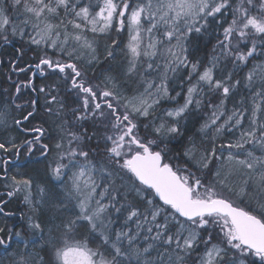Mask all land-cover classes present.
I'll return each instance as SVG.
<instances>
[{
  "label": "snow or ice",
  "instance_id": "1",
  "mask_svg": "<svg viewBox=\"0 0 264 264\" xmlns=\"http://www.w3.org/2000/svg\"><path fill=\"white\" fill-rule=\"evenodd\" d=\"M7 46L0 264H264V0H0Z\"/></svg>",
  "mask_w": 264,
  "mask_h": 264
},
{
  "label": "trees",
  "instance_id": "2",
  "mask_svg": "<svg viewBox=\"0 0 264 264\" xmlns=\"http://www.w3.org/2000/svg\"><path fill=\"white\" fill-rule=\"evenodd\" d=\"M16 48H20V47H17V45H16ZM15 51L16 50L13 49L11 46H7V48L0 47V59L5 61V64H3L2 68L0 69V93H2L4 91V89L8 90L9 95H11V93L13 92V87H12L11 81L7 80L6 76L11 74V70L7 66V61L11 60L12 57L16 55L17 52H15ZM201 53H203V52H201ZM17 55H18V53H17ZM24 56H25V58H24ZM24 56H23V60H22V63L24 65H26L27 63H31L32 60L34 59V57L31 55V53H29V54L26 53ZM14 78H15V76H14V74H12V80ZM0 98L7 99V97H0ZM15 116L18 117L19 114L17 113ZM11 134L14 135V133H11ZM24 155H25V153L23 151H21L20 159H24L25 158ZM9 157L11 158V156H9ZM13 159H15V158H13ZM10 167H12V169L10 171H13L16 166L10 165L9 168ZM3 183L4 182L0 181V194H3L4 192H6V189L3 187ZM0 196L2 199L6 198L3 195H0ZM4 207H5L6 211L14 213V215L11 216L12 217L11 218L12 220H10L11 222L15 221L14 216H18V218L20 217L21 208H23V206L20 204V202H17L16 199H11L7 204L4 205ZM5 220H7V218ZM5 223H6V221H5ZM17 225H18V223H16V227H17ZM14 226H15V224H14Z\"/></svg>",
  "mask_w": 264,
  "mask_h": 264
},
{
  "label": "rangeland",
  "instance_id": "3",
  "mask_svg": "<svg viewBox=\"0 0 264 264\" xmlns=\"http://www.w3.org/2000/svg\"><path fill=\"white\" fill-rule=\"evenodd\" d=\"M120 38L126 43V41H127V37H126V35L125 34H123V33H121L120 34ZM16 45L18 46V47H21V43L19 42V41H17V43H16ZM117 47H119V45H117ZM31 55L35 58V54L34 53H31ZM200 55H203V53H201ZM114 63H119V61H117V62H114ZM101 68L103 67V65H101L100 66ZM97 71H99V70H97ZM117 71H119V69H117ZM242 75V74H241ZM177 90H179V89H177ZM248 103L250 104L251 103V100L249 99V101H248ZM17 114V112H14L13 113V115L15 116ZM19 114V113H18ZM16 131V132H15ZM11 133H14V135H12ZM9 137H15V138H17V139H23V138H25V137H27V138H29V136H25V133H22V132H20L19 131V129H17L16 128V126L15 125H13V122H12V120L11 119H9V121H8V128L7 129H5V128H3V127H0V142H6L7 141V139L9 138ZM6 155H8V156H11V154H6ZM23 155V154H22ZM26 155V154H25ZM25 155H24V157H25ZM20 157H21V155H20ZM36 157L38 158L39 157V153H36ZM12 159L14 158V157H11ZM12 169V167H10L9 168V171ZM10 172H13V171H10ZM4 199H6V198H4ZM4 199H2L1 198V196H0V201H3ZM12 199H16L17 200V202H20V204L23 206V208H21V215L22 214H26V212H27V209H26V206L24 205V203H23V200H22V197H19V196H17V197H13ZM20 215V216H21ZM15 218V221L14 222H11L10 220H12L11 218L12 217H0V226H3L4 224H7V226H9V227H13L14 226V224H15V226H16V223H18V225H17V229L19 230V228L20 227H22V221L20 220V217L18 218V216H14ZM7 218V220H5ZM5 221H6V223H5ZM4 222V223H3ZM3 223V224H2Z\"/></svg>",
  "mask_w": 264,
  "mask_h": 264
},
{
  "label": "flooded vegetation",
  "instance_id": "4",
  "mask_svg": "<svg viewBox=\"0 0 264 264\" xmlns=\"http://www.w3.org/2000/svg\"><path fill=\"white\" fill-rule=\"evenodd\" d=\"M1 60V59H0ZM28 64V63H27ZM27 64L25 65V66H27ZM17 66H19V65H17ZM2 68V65H0V69ZM35 69L33 68V69H29V72L28 73H12L11 72V74H9V75H11L12 76V74H14V76H15V78L13 79V80H19V81H27L28 79H29V75H30V73L32 72V71H34ZM42 79L43 78H41V77H39V76H37L36 78H35V83L37 84V85H39V84H41V82H42ZM31 95H34V94H29V96H31ZM29 96H25V100L26 99H28L29 98ZM41 108H42V105H41ZM29 127H30V125H29ZM32 133H25V136H29V138L28 139H31L32 138Z\"/></svg>",
  "mask_w": 264,
  "mask_h": 264
},
{
  "label": "bare ground",
  "instance_id": "5",
  "mask_svg": "<svg viewBox=\"0 0 264 264\" xmlns=\"http://www.w3.org/2000/svg\"><path fill=\"white\" fill-rule=\"evenodd\" d=\"M18 47V46H17ZM4 48V47H3ZM16 52V51H15ZM29 54V53H28ZM16 55H17V53H16ZM24 58H25V56H24ZM6 68V67H5ZM22 95H23V93H22ZM14 125V124H13Z\"/></svg>",
  "mask_w": 264,
  "mask_h": 264
}]
</instances>
